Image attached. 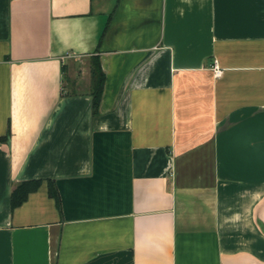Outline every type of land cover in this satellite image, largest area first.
<instances>
[{
	"label": "crops",
	"instance_id": "0c3cea01",
	"mask_svg": "<svg viewBox=\"0 0 264 264\" xmlns=\"http://www.w3.org/2000/svg\"><path fill=\"white\" fill-rule=\"evenodd\" d=\"M0 264H264V0H0Z\"/></svg>",
	"mask_w": 264,
	"mask_h": 264
},
{
	"label": "trees",
	"instance_id": "16d2710c",
	"mask_svg": "<svg viewBox=\"0 0 264 264\" xmlns=\"http://www.w3.org/2000/svg\"><path fill=\"white\" fill-rule=\"evenodd\" d=\"M91 77H92V112L98 113L101 96L103 92V85L105 80V73L102 70L99 57L94 55L91 57ZM40 181H22L17 184L11 193V207L12 209L21 205L28 197L29 193L34 191ZM48 194L54 197L58 201L57 191L52 185L51 181H48Z\"/></svg>",
	"mask_w": 264,
	"mask_h": 264
},
{
	"label": "built area",
	"instance_id": "2783aa9c",
	"mask_svg": "<svg viewBox=\"0 0 264 264\" xmlns=\"http://www.w3.org/2000/svg\"><path fill=\"white\" fill-rule=\"evenodd\" d=\"M212 71H213V75L215 77H219L223 73V69L217 64V62H214L213 63V65H212Z\"/></svg>",
	"mask_w": 264,
	"mask_h": 264
}]
</instances>
